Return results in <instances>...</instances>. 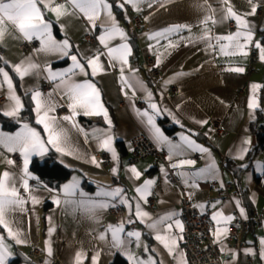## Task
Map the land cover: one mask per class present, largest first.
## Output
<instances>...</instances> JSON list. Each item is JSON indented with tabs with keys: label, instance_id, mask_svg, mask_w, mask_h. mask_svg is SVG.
Listing matches in <instances>:
<instances>
[{
	"label": "crops",
	"instance_id": "obj_1",
	"mask_svg": "<svg viewBox=\"0 0 264 264\" xmlns=\"http://www.w3.org/2000/svg\"><path fill=\"white\" fill-rule=\"evenodd\" d=\"M255 2L256 14L246 19L252 26V39L260 47L249 43L240 50L232 48L228 40L217 42L216 37L233 35L238 30L235 20L213 23V19L221 21V7H228L217 3V0H164L162 6L159 3H154L152 7L141 4L139 9L132 5L116 7L120 0H110L112 15L124 33L123 38L118 33L105 35L99 20L96 21L97 26L93 27L78 10L71 9L75 15L58 16L45 3L38 2L40 16L48 25L52 39L57 43L67 40L70 55H77L80 60L91 58L94 54L100 55L104 70L97 69L93 73L92 68L86 66V74L74 68L68 56H61L57 51H42V39L25 37L11 22L0 25L3 30L0 35V58L7 62L0 63V67L9 73L11 94L21 104L16 118L3 114L10 103V93L9 84L3 82V76H0V119L17 123L14 130H7L0 121V134L15 136L24 132V125L27 124L39 134L44 149L28 156V176L25 177L22 171L24 157L20 151L9 152L7 147L0 144V178L5 171L9 172L23 200L19 206L9 208L5 219L12 231L18 232L20 239L25 241L17 244L7 228L0 225V238L10 252L5 264L15 260L17 264H53L55 260L61 264H76V254L80 251L84 253L82 264H110L117 257L130 264L126 254L111 247V232L107 231L109 225L124 228L119 235L127 241L126 247L135 258H151L156 264H186L182 239H179L182 232L173 223L179 220L183 196L190 199L201 213L209 214L213 223L211 235L221 264H264V259L260 257L261 241L264 240V153L260 151L254 158L248 157L255 139L245 127V120L254 119L258 110L264 117V43L261 41L264 39V0ZM64 3L65 0H52L51 6ZM230 4L240 12L249 11L247 0H230ZM211 10H215L214 15ZM133 16L140 17L139 30L132 26L130 20ZM205 17H209L207 23H203ZM101 18L104 19L103 14ZM176 25L188 27L150 39L156 33ZM55 26L58 34L54 31ZM88 34L94 35L95 42L85 39ZM100 36L105 37L104 43L98 39ZM25 41L36 42V47L31 51H21L19 47ZM240 43L244 44L242 37ZM122 45L130 50L126 56L127 65L110 60L106 55L109 48ZM221 45L224 46L223 51ZM142 56L152 58L159 70L154 81L141 68ZM28 61L36 64L38 70L21 78L12 66ZM47 67L56 73L72 69L75 73L70 76L72 83H92L99 92L98 103L102 111L92 108L90 111L99 114L85 115L80 107L70 110L69 104L73 101L61 86V81L46 78L49 75L45 71ZM236 68L243 71H234ZM63 83L67 84L69 80L65 79ZM34 91H39L41 98L51 94L50 102L55 110L49 115L56 118L57 125L66 133V142L60 145V151L47 142L48 133L43 124L37 123L36 102L32 99ZM148 93L161 110L154 117L156 126L172 144L181 145L182 150L153 139L147 118L141 115L144 111L152 114L146 103ZM250 102L252 108H249ZM138 103L143 106L140 107ZM25 107L31 109L32 122L23 117ZM105 113L110 124L106 122ZM65 116L69 120H63ZM213 120L221 121L224 135L218 136L213 132ZM139 134L145 135L166 152L168 167L178 180L179 188L167 181L164 164L160 160L147 157L133 163L129 161L132 153L130 140ZM108 135L112 137L115 160L112 152L101 145ZM181 136L188 137L207 152L187 148L182 144ZM245 141L248 143L245 144ZM242 147L247 151L241 153ZM52 153L61 164L72 170L70 178L57 189L41 182L29 169L32 159H43ZM15 155L20 158L19 167L16 166ZM99 155L106 157L99 160ZM193 155L197 157L193 158ZM241 155L243 158H240ZM93 158L96 163L92 162ZM9 160L13 163L8 164ZM181 161H194V164L172 167ZM227 162L244 169L239 179L224 169ZM133 167L140 173L138 179L130 172ZM205 168H211V171L203 176L195 175ZM24 179L28 181L27 191L22 186ZM150 179L155 181L150 194L137 193L136 188L142 187ZM73 180L77 181L76 192L73 196H66L62 189ZM225 183H231L233 189L230 196L223 200L218 196V191ZM116 188L123 192L115 201L97 195L98 192ZM81 192L85 194L84 197L80 196ZM151 196L152 204L149 203ZM142 197H146L147 203ZM57 200L59 204L55 202ZM82 200L106 202L109 207L89 211L79 206ZM121 200L126 203H121ZM45 202L49 203V207L43 212ZM137 205L151 219L146 218L141 222L136 216ZM167 213H175L172 221H168L173 223L172 231L178 245L172 254L154 238L156 233L148 228L152 219ZM214 213H219L216 220L212 219ZM258 215L262 219L255 222L254 217ZM227 216H231L232 220L227 221ZM235 219L248 221L247 229H239L243 243L239 248L229 240V228ZM129 231L140 233L139 247L135 237L126 236ZM100 234L105 235L104 240L97 238ZM145 245L150 251L145 252ZM32 248L38 249L41 255L32 258ZM153 249L155 251H151ZM176 252L181 255L177 256Z\"/></svg>",
	"mask_w": 264,
	"mask_h": 264
},
{
	"label": "snow or ice",
	"instance_id": "obj_2",
	"mask_svg": "<svg viewBox=\"0 0 264 264\" xmlns=\"http://www.w3.org/2000/svg\"><path fill=\"white\" fill-rule=\"evenodd\" d=\"M45 3L47 7H50V10L60 14H73L75 12H71V9L78 10L82 12L89 23L96 27V21H100V26L103 27L104 33L107 36H113L115 34H119L121 38L124 37V33L122 30L118 28V25L115 21V18L112 15V7L113 5L110 3V0H65L64 4H59L55 6L52 5V0H0V25H5L6 22H11L13 26H15L25 37L31 38L32 36H36L38 39H42V51H57L61 56H68L72 62L73 67L79 69L80 72L85 73L86 66L88 68H92L93 73L99 69L103 71V67L100 64V55L94 54L91 58H84L83 60L78 59L77 55H70L69 49L70 45L67 40L57 43L52 39L49 27L40 16L39 9L37 8V3ZM164 0H120V3L116 5V7H124L126 5L135 6L139 9L141 4H146L148 7H152L154 3L163 4ZM217 3L221 5H228L225 9L221 7V21H216L213 19V23L222 22L224 20H235L237 25V32L233 35H228L224 37H216L217 42L220 40H228L231 42L230 46L234 49L240 50L244 47H247L249 43L255 44L256 47H260L258 42L253 41L252 39V26L247 21L246 17L256 14L257 7L255 0H247L249 5V11L240 12L239 10L234 9V6L230 4V0H217ZM212 14H215V10H211ZM102 14L104 19H102ZM209 17H205L203 23L208 22ZM36 21V22H30ZM188 26L186 25H176L165 29L162 32L156 33L154 36H151L150 39H154L156 37H164L167 34L173 32H179L186 29ZM243 30V31H241ZM3 34V30L0 29V35ZM241 37L243 38L244 44L240 43ZM101 43H104L105 37L100 36L98 38ZM105 48H107V44H104ZM172 46V45H169ZM224 50V46L221 45V51ZM130 54V50L126 45H122L117 48H109L106 55L110 60L117 61L121 63V65H127L128 61L126 56ZM262 58H264V49H262ZM0 63L6 64V61H3L0 58ZM26 65V66H25ZM95 65V67H94ZM14 71L21 76L29 74V72L38 70V66L34 63L22 62L20 65L12 66ZM121 72L124 71L123 67H121ZM234 71L242 72V68L233 69ZM45 71L49 74L46 78L51 80H59L61 81V86L66 90V94L69 96V99L73 101V103L69 104V109L74 110L76 107H80L83 109L85 115H96L99 114L96 111H90L92 108H100L102 111V106L98 103L99 92L96 90L92 83H72L70 81V76L75 73L72 69L66 70L63 73H56L50 67L45 68ZM86 74V73H85ZM0 76H3V82L9 84V97L10 100L7 109L4 110L3 114L12 118H16L20 112L21 104L18 98L15 97L12 93V87L10 82L9 73L5 71L4 67H0ZM65 79L69 80V83L64 84ZM123 79V76L121 77ZM127 84V81H125ZM137 84L144 88L140 82L137 81ZM127 95V93H125ZM148 99L146 103H148L151 109V115L144 111L141 113L142 116L147 118V123L150 126V131L152 133L153 139L157 143H165L169 144L173 149L182 150L181 145L172 144L171 141L168 140L162 133V131L156 126L154 122L155 115L160 114V109H158L157 104L152 101L151 93H148ZM33 101L36 102V112H37V123L43 124L45 131L49 135L48 143L52 144L54 147H57V150H62L60 145L66 142V133L62 128L57 125L56 118L49 115V113L55 110V106L50 102L51 94L47 97L41 98V94L39 91H34L32 94ZM253 104L249 103V108H252ZM106 122L110 124V121H107V116L105 113ZM63 120H69L68 116L62 118ZM200 123H206L205 121H201ZM181 141L184 146L192 150H198L201 153L207 152V149L198 147L194 144V141L189 139L186 136H181ZM112 137L108 135L105 139L101 141V145L104 149L111 151L113 159H116V153L114 149L111 147ZM42 141L39 139V134L28 127L27 124L24 125V132L17 133L15 136H5L4 134H0V144H3L7 147L9 152H14L19 150L22 157H24V168L23 173L24 176H28L27 171V163L28 156L31 155L35 151H43ZM248 143L247 141L244 142ZM246 148H241L240 152H246ZM240 158H243L242 155ZM93 163H96L93 158ZM8 164H12L13 161H7ZM184 164H194V161H181L179 164H174L172 167H181ZM97 166H99L97 164ZM115 171V170H113ZM211 171V168L201 169L199 172L195 173L197 177L203 176ZM130 172L134 174L135 178H139L140 173L136 170V168H131ZM9 182L11 183V187H9ZM155 181L147 180L144 182L142 187H137V193H149ZM22 186L27 191L29 188L27 179L23 180ZM77 181L73 180L72 183L64 185L62 191L66 196H73L76 192ZM123 190L116 188L107 190L104 192H98V196L107 197L111 201H115L121 197ZM84 193L81 192L80 196L84 197ZM147 203L146 197H142ZM35 202V201H34ZM59 204V200L55 201ZM23 203V200L20 198L17 188L15 186V180L10 176L9 172L5 171L3 173V177L0 178V225H3L7 228L9 235L15 239L17 244L24 243L25 241L20 239V234L18 232H13L11 227L8 225V221L5 219L6 212L9 208H14L15 206H19ZM66 203H71L70 201H66ZM121 203H126L121 200ZM79 206L86 210H94V209H104L109 207V204L106 202H91L82 200L79 202ZM241 213L243 214V209H241ZM175 213H167L159 218L152 219V222L148 224V228L156 233L154 238L164 244L165 248L172 254L177 248L178 245L176 243L177 237L173 233V223L175 224L177 230L180 232L183 231L182 226L180 225L179 220H175L173 223H168V221H172ZM217 215L219 213H214L212 215V219L216 220ZM136 216L144 222L146 218L151 219L147 212L141 211L139 205L136 207ZM227 221H231L232 217L227 216L225 218ZM163 226V228L161 227ZM107 231L111 232V247L118 252L126 254L129 258L130 264H156V262L149 258L147 260H140L134 257V255L128 251L126 244L127 241L121 239L120 233L124 232V228L122 226L113 227L111 225L108 226ZM163 232V235L161 234ZM126 236L129 238L135 237L137 246H140V233L129 231L126 233ZM98 239L104 240L105 235L100 234ZM179 239H183V237H179ZM8 246L3 244L2 238H0V264H5L10 252L7 251ZM145 252L150 251L148 247L145 245ZM151 251H155L154 249ZM176 255L179 256L181 253L176 252ZM84 257L83 251L77 252L76 254V264H82V258ZM261 259H264V240L261 241ZM93 261H95V257H93Z\"/></svg>",
	"mask_w": 264,
	"mask_h": 264
},
{
	"label": "built area",
	"instance_id": "obj_3",
	"mask_svg": "<svg viewBox=\"0 0 264 264\" xmlns=\"http://www.w3.org/2000/svg\"><path fill=\"white\" fill-rule=\"evenodd\" d=\"M130 21L135 30H139L141 28V20L139 16H133ZM85 39L95 42V37L93 34L86 35ZM35 47L36 42L25 41L20 45L19 48L21 51L26 52L31 51ZM252 60H254V57H252ZM141 68L152 81H154L155 77L159 74V70L154 63V60L150 57L142 56ZM174 89L175 88H173V90ZM138 105L140 107L143 106L141 103H138ZM211 128L218 136H222L225 133L222 128L221 121L219 120H213L211 123ZM130 145L132 148V153L129 161L131 163L147 157L156 158L164 164L167 181L178 188L180 187L178 180L175 178L172 170L168 167L167 154L165 151L160 150L143 134H139L131 138ZM97 157L99 160H101L105 158L106 155H99ZM196 157V155H193V158ZM14 158L16 166L19 167L21 165L20 158L18 155H15ZM232 189L233 186L231 183H225L222 189L218 191V196L224 200L230 196V191ZM152 202L153 196L149 198V203L152 204ZM261 219L262 216L260 215L254 217L255 222H259ZM179 220L183 228V239L181 245L186 255V264H221L217 247L213 242L211 235L213 223L209 214L201 213L193 205L190 199L183 196L179 206ZM247 227L248 221H239L238 219H235L233 224L230 225L229 240L233 242L235 247L239 248L243 244L239 234V229L241 228V230H245ZM40 255L41 252L38 249L32 248L30 252V256L32 258H36ZM53 264H61V262L59 260H55Z\"/></svg>",
	"mask_w": 264,
	"mask_h": 264
},
{
	"label": "trees",
	"instance_id": "obj_4",
	"mask_svg": "<svg viewBox=\"0 0 264 264\" xmlns=\"http://www.w3.org/2000/svg\"><path fill=\"white\" fill-rule=\"evenodd\" d=\"M118 13V11L116 10ZM54 31L58 34L56 26L54 27ZM262 43H264V39H261ZM23 117L26 120L32 122V112L31 109L25 107L23 110ZM263 114L260 110H258L255 114L254 119H246L245 127L247 131L254 137L255 145L251 149L249 156L250 158H254L260 151L264 153V124H263ZM2 126L7 130H14L17 127V123L14 121H9L7 119H0ZM29 169L32 173H34L37 178L45 183L47 186L57 189L61 183L68 180L72 174V170L65 167L61 164L55 154H50L43 159L34 158L32 159ZM224 169L232 174L236 179H239L244 169L239 168L233 163H225ZM264 175V173H263ZM90 187H88L89 189ZM49 207V203L45 202L43 205V212ZM18 261L15 260L10 262L9 264H17ZM110 264H127L123 259L117 257Z\"/></svg>",
	"mask_w": 264,
	"mask_h": 264
}]
</instances>
